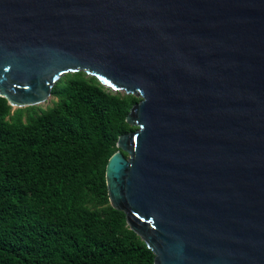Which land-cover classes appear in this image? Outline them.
Returning <instances> with one entry per match:
<instances>
[{
    "label": "water",
    "instance_id": "1",
    "mask_svg": "<svg viewBox=\"0 0 264 264\" xmlns=\"http://www.w3.org/2000/svg\"><path fill=\"white\" fill-rule=\"evenodd\" d=\"M77 71L138 98L99 174L149 263L264 264V0H0L7 104Z\"/></svg>",
    "mask_w": 264,
    "mask_h": 264
},
{
    "label": "trees",
    "instance_id": "2",
    "mask_svg": "<svg viewBox=\"0 0 264 264\" xmlns=\"http://www.w3.org/2000/svg\"><path fill=\"white\" fill-rule=\"evenodd\" d=\"M137 100L80 71L44 106L0 97V264H150L106 206L99 174L113 135L134 129L119 116Z\"/></svg>",
    "mask_w": 264,
    "mask_h": 264
},
{
    "label": "rangeland",
    "instance_id": "3",
    "mask_svg": "<svg viewBox=\"0 0 264 264\" xmlns=\"http://www.w3.org/2000/svg\"><path fill=\"white\" fill-rule=\"evenodd\" d=\"M50 99V98H49ZM46 103H42L41 105L44 106Z\"/></svg>",
    "mask_w": 264,
    "mask_h": 264
}]
</instances>
